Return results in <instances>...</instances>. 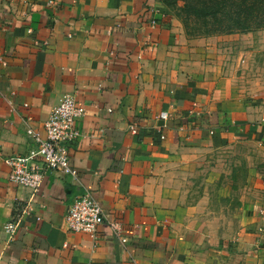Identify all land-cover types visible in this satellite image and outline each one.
I'll return each instance as SVG.
<instances>
[{
    "label": "crops",
    "instance_id": "1",
    "mask_svg": "<svg viewBox=\"0 0 264 264\" xmlns=\"http://www.w3.org/2000/svg\"><path fill=\"white\" fill-rule=\"evenodd\" d=\"M261 49L264 29L190 37L159 0H0V264H264V159L236 235L209 216L227 186L190 184L212 145L264 156V79L243 70ZM64 94L85 108L76 176L10 181L6 160L36 147L27 129L44 137ZM85 191L102 205L95 241L64 222Z\"/></svg>",
    "mask_w": 264,
    "mask_h": 264
},
{
    "label": "built area",
    "instance_id": "2",
    "mask_svg": "<svg viewBox=\"0 0 264 264\" xmlns=\"http://www.w3.org/2000/svg\"><path fill=\"white\" fill-rule=\"evenodd\" d=\"M151 23L154 25L155 20ZM84 112L85 108L77 105L73 95H62L44 121V137L36 130L27 129V134L33 139L36 147L24 155L6 160L10 167V181L37 191L43 181V167L75 177L77 170L71 164L69 147L82 135L76 121L83 117ZM160 118L166 119L167 113L162 112ZM101 216V203L85 191L68 206L64 222L68 230L86 233L95 241ZM111 226L119 232L118 224L112 223ZM3 229L14 233L16 223L10 220L3 225Z\"/></svg>",
    "mask_w": 264,
    "mask_h": 264
},
{
    "label": "rangeland",
    "instance_id": "3",
    "mask_svg": "<svg viewBox=\"0 0 264 264\" xmlns=\"http://www.w3.org/2000/svg\"><path fill=\"white\" fill-rule=\"evenodd\" d=\"M176 1L172 0L169 6L163 7L180 21L184 32L188 36H205L206 28H209L211 23L205 25L196 17L179 13L180 2ZM213 35H216V33ZM242 57H244V54H242ZM243 70L246 72L245 80L253 83L262 82L264 79V49L255 51L254 55L251 54L249 64ZM247 75L249 78H246ZM249 82L248 85H250ZM257 153L247 140L238 139L229 141L226 144L210 146L207 154L204 155L206 158L203 156L205 159L195 164V172H192L190 184L198 186L202 177L204 180L208 179L209 188L227 186L223 190V194L227 193L225 196L216 198L214 195L210 197V201H214L210 205L209 216L219 219L221 224L217 227L218 233L236 235L240 230L243 197L246 195L244 192L252 181L250 168H253L254 159L258 158V161L264 159L262 154ZM262 163H264V160Z\"/></svg>",
    "mask_w": 264,
    "mask_h": 264
},
{
    "label": "trees",
    "instance_id": "4",
    "mask_svg": "<svg viewBox=\"0 0 264 264\" xmlns=\"http://www.w3.org/2000/svg\"><path fill=\"white\" fill-rule=\"evenodd\" d=\"M179 13L196 17L205 25V36L264 29V0H178ZM169 6L172 0H159ZM175 2H177L175 0ZM174 2V4H175Z\"/></svg>",
    "mask_w": 264,
    "mask_h": 264
}]
</instances>
